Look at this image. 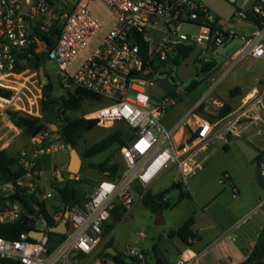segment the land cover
Here are the masks:
<instances>
[{
  "label": "built area",
  "instance_id": "obj_1",
  "mask_svg": "<svg viewBox=\"0 0 264 264\" xmlns=\"http://www.w3.org/2000/svg\"><path fill=\"white\" fill-rule=\"evenodd\" d=\"M96 1L108 11L110 20L103 21L94 13ZM232 17L250 25L252 31L238 34L222 28L202 0H75L63 13H58L53 0H0V88L9 90L13 79L35 71L28 62L42 56L57 68L66 97L79 91L91 96L87 100L105 104L82 118L96 119L101 126L120 121L128 131V139L120 148L118 173H105L80 204L64 212L65 238L54 247L48 240L52 227L47 226L38 208L30 212L11 199L19 189L44 202L57 194L56 187L65 180L59 171H52L51 185L42 183L39 157L56 147L43 146L44 131L30 138L31 148L21 152L17 161L23 174L13 182L0 180V224L22 220L29 229L15 239L0 237V264H80L82 257L96 253L115 207L130 209L173 167L185 184L189 176L203 168L209 157L203 153L212 141L224 147L228 138L259 131L264 125V85L241 98L237 108L222 118H203L192 125L189 118L195 114L190 109L169 128L161 124L166 99L153 103L148 94L152 83L168 77L166 68L174 63L175 55L180 61L204 50L228 47L239 39L240 44L225 62L226 72L245 58L264 59V0H256L250 11L236 12ZM184 26L197 32L184 31ZM36 81L37 97L41 99L42 86L39 79ZM13 99L0 96V114L10 108L39 116L38 111L15 106ZM73 177L77 180L76 175ZM236 193L233 190V197ZM64 214L51 218L59 223ZM236 226L224 234L225 240L234 237ZM193 240L188 238V244ZM127 254L121 255L147 264L141 250L130 248ZM89 264L106 263L97 260ZM175 264L193 261L181 257Z\"/></svg>",
  "mask_w": 264,
  "mask_h": 264
},
{
  "label": "rangeland",
  "instance_id": "obj_2",
  "mask_svg": "<svg viewBox=\"0 0 264 264\" xmlns=\"http://www.w3.org/2000/svg\"><path fill=\"white\" fill-rule=\"evenodd\" d=\"M74 1L53 0L54 7H56L58 13L67 12ZM202 2L219 19L222 28L238 34L252 31L250 25L233 18L232 15L236 12L246 13L250 11L256 0H202ZM92 9L101 20L108 21L111 19L108 11L99 2L96 1ZM183 30L197 32V29L188 26H184ZM239 44L240 40L234 39L228 47L204 50L200 54L195 53L181 59L173 68L172 73L168 75L169 81L175 85L176 90L174 92L169 94L163 92L157 83H152L148 87L151 102H161L163 99L167 101L166 110L161 118V124L164 127L169 128L174 125L190 109H193V112H197L202 118L205 115L216 114L224 103L229 104L234 110L239 105L241 98L254 89H251L243 96L235 95V98L229 93L231 89L239 87L245 91L254 83L260 87L264 85V59L245 58L226 72L225 62ZM198 59H201L202 62L197 63ZM209 61L214 65V68L206 72L203 67ZM41 66H43L44 72L50 79L52 86L50 95L54 101L49 107L47 118L45 119L48 129L44 130L43 146H55L56 150L40 155L38 170L41 171L42 183L50 186L52 183V171H59L63 178L70 177L67 172L68 152L61 145L60 136L55 133L58 126H60L61 118L63 116L71 119L79 118L83 114L98 110L105 104L95 100H85L78 110L61 111L60 114L59 106L55 99L66 97V93L60 87L57 68L50 61H44ZM168 70L169 68L167 67L166 71ZM35 73L37 72L30 70L20 78L13 79L14 82L10 83L11 88L9 90L12 91L15 106L32 113L38 111V115L41 116L42 97L41 99L37 97L39 85L36 81L38 76H34ZM192 81H195L197 86L189 90L188 88ZM180 91L187 93L188 97L192 99L191 103L188 104L177 96ZM200 108L201 112L199 113ZM5 111L0 114V150H5L18 161L20 153L29 150L32 143L29 136L12 125ZM103 124V126L97 124L92 130L83 132L76 140L74 148L81 157V167L76 175L77 182L75 184L79 195L89 194L93 186H96L98 181L104 178V173L92 168L91 165H98L103 162L106 163L107 168L114 163L121 165L118 144H114L108 150L94 157H82L87 148L117 129L125 133L122 140L126 141L128 139L127 126L123 122L113 121L104 122ZM50 125H55L57 129L51 131ZM239 138L259 151V165L264 170V125L259 126L258 132H250ZM235 139L237 138H228L226 150L217 141H212L203 153V155L209 154L208 159L203 164V168L196 174L189 176L185 184L181 183L179 179L178 169L173 167L149 188V192L155 194L167 189L172 183L178 181L182 192L188 193L190 198L184 197L177 202L179 190H171L166 194V199L170 204L176 203L172 208L160 212H151L139 200L124 212L118 220L110 219L108 221L107 239L111 244V248L125 256H128L127 253L130 248L144 250L149 255L148 259L153 258L152 247L161 248L181 242L178 237L170 236L169 233L182 225L194 210L195 205L192 198L202 201L209 196H218L221 192L223 193L221 198L224 205L229 207L242 199L251 198V200L257 202L258 196L262 198L264 192L255 179L257 161H249L234 143ZM224 174L234 179L237 188L236 198L232 197V186L230 184L228 186L225 185L228 180L223 178ZM219 180H222L225 184H219ZM44 205L51 215L64 214V207L57 194H54L50 199H46ZM219 209L218 214H216L225 220L227 216L225 208ZM258 213V211L252 213L245 219V222L249 223L252 219H256ZM103 234H106V232ZM156 254L158 253L156 252Z\"/></svg>",
  "mask_w": 264,
  "mask_h": 264
},
{
  "label": "trees",
  "instance_id": "obj_3",
  "mask_svg": "<svg viewBox=\"0 0 264 264\" xmlns=\"http://www.w3.org/2000/svg\"><path fill=\"white\" fill-rule=\"evenodd\" d=\"M50 44V43H49ZM188 56V55H187ZM44 57L38 58L37 67L35 70H38V67L44 62ZM178 64V63H176ZM214 68V65L210 62L206 63L203 67V70L208 72ZM197 86L195 81L190 82L189 90L193 89ZM51 91L52 86L51 83L48 85L42 86V99H41V116L40 117H33L27 115L20 111H14L11 109H7L5 111L9 121L12 125L21 130L30 138L37 135L40 132H43L45 129H48V126L45 122L47 118V111L51 104ZM238 88H233L230 90V95L235 96L237 95ZM169 94V93H168ZM0 96L9 99L12 96V91L0 88ZM91 96L83 93V92H75L73 95H69L68 97H59L56 98V103L59 106V113L61 111H74L78 110L81 107L83 101L90 99ZM232 111V107L229 104L224 103L218 112L214 115H205L204 118L212 121L215 119L222 118L229 114ZM201 112V108L199 109V113ZM194 114L199 115L197 112ZM98 124L96 119H84L82 117L79 118H68L63 116L61 118L60 126H58L57 131L55 132L60 136V139H64L66 143H70L73 147L76 145V140L81 136L83 132L90 131ZM124 131L122 130H115L100 141L94 143L89 148H87L82 157L83 158H91L97 154H100L106 150H108L114 144H118V148L120 149L124 145ZM227 149V146H224V150ZM257 150V149H256ZM259 157L255 159L257 161V165H259ZM92 168L98 169L103 173H106L107 176H115L119 169L120 164L114 163L111 167L107 168L106 163H100L98 165H91ZM24 170L18 166L17 159H14L11 155H9L5 150H0V180L3 182H13L16 178L23 174ZM76 179L66 177L64 182L61 184L60 187H56L57 195L59 196L62 205L64 207V212L73 204H80L83 201V195H79L77 188L75 187ZM179 190V197L178 201L182 198L187 197L190 198L188 193H184L181 190L180 184L172 183L167 189L158 192V193H150L146 192L141 198V203L144 207L148 208L151 212H160L175 206L176 203L170 204L169 201L166 199V194H168L171 190ZM11 199L18 200L21 202L25 207L29 209L30 212H35L36 207L38 208V213L43 216V218L47 222L48 227H55L56 222H54L51 218V214L48 213L44 202H38L36 199L28 197L24 195L21 190L16 189L14 194L12 195ZM264 208V203H263ZM126 212V209L117 206L111 213V220H118L122 214ZM193 225V216H190L186 219L183 224L175 231H170V236H176L179 240L184 243L188 244V238L195 239L194 233L191 231V227ZM109 224L107 223L104 228L103 232L108 233ZM29 228L26 225L25 221L18 220L11 224H0V237L5 239H15L19 233L23 231H27ZM65 238L64 234H56V233H48V240L51 247H54L56 244L60 243ZM111 247V244H107V248ZM101 254L104 256H109L112 258L114 264H127L125 262L124 257L116 253V255L112 256L109 253L105 252V250L101 251ZM264 229L261 231L259 238L253 247L250 255L248 258L239 264H264ZM157 264H165L163 260H158Z\"/></svg>",
  "mask_w": 264,
  "mask_h": 264
},
{
  "label": "crops",
  "instance_id": "obj_4",
  "mask_svg": "<svg viewBox=\"0 0 264 264\" xmlns=\"http://www.w3.org/2000/svg\"><path fill=\"white\" fill-rule=\"evenodd\" d=\"M257 87V84L254 83L245 91L239 87L234 88H238L237 95L243 96L251 89ZM252 93L253 91L247 94V97ZM182 117L183 116L179 119ZM202 119L201 116L195 114L189 118V122L192 125H197V122H200ZM225 175L227 176L226 179L228 183L223 184L226 186L230 184L232 186V191L236 190L234 179L227 174ZM162 176L163 175L159 178ZM218 183L223 185L220 180ZM94 188L95 186H93L89 193H91ZM222 194L223 193L220 192L218 196H209L202 201L192 198L195 208L186 219L193 216V225L191 227V231L195 235L193 242L189 244L180 242L176 245L172 244L171 246H164L161 248L152 247L151 252L153 258L149 259L148 253L142 250L145 254L147 264H157L158 260H163L165 264H175L181 257L186 259L191 258L193 264H239L244 262L255 246L261 231L264 229V196L262 198L258 196L257 202L251 200V198L242 199L229 207L228 205H224L221 198ZM82 195L86 196L88 194ZM233 198H236V196ZM222 207L225 208V213L227 214L225 220L217 215L220 210L219 208ZM257 211L259 213L256 219H252L249 223L247 221L245 222L246 218ZM235 225L237 226L233 231L234 237L231 240H225L224 234ZM180 226L175 228L174 231ZM107 236L108 233L103 235L96 253L91 256L82 257L80 264H89L97 260L105 261L106 264H108V262L112 264L111 257L101 254L102 250L108 253L109 248H107V244L110 242ZM156 252L158 254H156ZM133 262L136 261L134 260Z\"/></svg>",
  "mask_w": 264,
  "mask_h": 264
},
{
  "label": "water",
  "instance_id": "obj_5",
  "mask_svg": "<svg viewBox=\"0 0 264 264\" xmlns=\"http://www.w3.org/2000/svg\"><path fill=\"white\" fill-rule=\"evenodd\" d=\"M178 61H179V55H175L174 63L171 64L168 70V75L172 73L173 68L176 66V62ZM197 63H201V60L198 59ZM28 64L32 68H36L38 61L37 59L33 58L29 60ZM38 76H39V81H40L41 86H45L49 84V79L44 72L43 66L38 67ZM157 85L165 93H171L175 87V85H173L169 81L168 77L160 78L158 80ZM177 96L188 104L191 103L192 101V99L188 97L186 92L180 91L177 93ZM53 103L54 101L51 100V104ZM49 127L51 131H53V129H57L55 125H50ZM60 143L68 152L69 160L67 164V172L70 174V176L73 177L79 173V170L81 167V157L77 153L76 149L70 143H66L64 139H60ZM234 143L249 161H254L259 156V151L253 148L248 143H246L244 140L237 138L234 140ZM255 179H256L258 186L264 192V170H262L261 165H257V164L255 165ZM66 218H67V214L65 213L61 221H59V223H57L55 227L50 228L49 232L56 233V234H64L66 231ZM108 253L114 256L116 255L117 252L113 248L109 247ZM261 261H264V259H261ZM125 262L127 264H131V263L139 264L137 261L133 262L132 259H127V258L125 259Z\"/></svg>",
  "mask_w": 264,
  "mask_h": 264
},
{
  "label": "flooded vegetation",
  "instance_id": "obj_6",
  "mask_svg": "<svg viewBox=\"0 0 264 264\" xmlns=\"http://www.w3.org/2000/svg\"><path fill=\"white\" fill-rule=\"evenodd\" d=\"M38 64H40V62H38ZM36 71V70H35ZM37 73V76H38V70L36 71ZM46 74V73H45ZM48 77V76H47ZM38 79H39V76H38ZM48 79H49V77H48ZM49 83H50V79H49ZM176 90V88L174 87V89H173V91L172 92H174Z\"/></svg>",
  "mask_w": 264,
  "mask_h": 264
}]
</instances>
